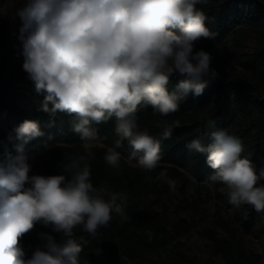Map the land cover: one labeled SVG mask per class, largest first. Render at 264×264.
<instances>
[{"label": "clouds", "instance_id": "obj_1", "mask_svg": "<svg viewBox=\"0 0 264 264\" xmlns=\"http://www.w3.org/2000/svg\"><path fill=\"white\" fill-rule=\"evenodd\" d=\"M208 0H25L16 10L18 39L22 42V69L33 91L42 96L39 110L71 117L73 131L83 141L84 153L66 159L62 173L31 174L30 157L18 146L16 154L0 158V264H81V227L95 237L113 220V213L128 220L127 194L92 182L90 161L98 141L94 125L115 121L120 138L107 147L104 161L118 168L116 148L127 141L129 159L146 171L162 160L161 142L169 139L179 121L161 125L160 137L141 129V106L168 116L189 96H201L219 79L213 55L196 45L216 33L207 27L209 17L197 7ZM182 77L172 90L171 78ZM208 127H214L209 120ZM18 139L27 143L42 136L39 124L25 120ZM205 144L191 140V151L206 154L214 170L209 179L227 188L228 203L250 205L264 212V165L242 156V141L226 129L210 133ZM148 179H152L149 177ZM174 191L177 182L166 172L156 177ZM65 238L57 243L48 233L46 242L27 257L20 241L36 225Z\"/></svg>", "mask_w": 264, "mask_h": 264}, {"label": "trees", "instance_id": "obj_2", "mask_svg": "<svg viewBox=\"0 0 264 264\" xmlns=\"http://www.w3.org/2000/svg\"><path fill=\"white\" fill-rule=\"evenodd\" d=\"M197 7L209 17L207 27L216 33L214 40L201 39L196 45L197 49L207 51L212 44L227 36L231 27L242 19L252 29L264 30V4L259 0H208ZM16 10L0 15V158L9 153L15 155L17 147L22 146L24 153L30 157L32 172L61 174V165L67 158L85 152L83 141L73 131L71 117L64 113L53 116L39 110L43 97L33 91L32 83L22 69V42L17 38L20 25ZM211 54L214 57L212 66L220 76L209 84L201 96H189L181 102L177 112L168 116L153 113L151 107L141 106L137 112L140 128H147L150 134L157 137L162 133L164 121L169 124L179 121L171 137L161 142L162 160L156 169L146 171L131 165L125 158L127 150H130L126 140L116 148L121 153L119 167L107 165L103 158L106 149L115 147L120 139L115 133V121L94 125L98 129V136L108 138L107 146H92L90 149L94 154V159L90 161L92 182L96 187L105 186L112 191L126 193L125 211L129 219L121 220L113 213V220L107 227L100 228L95 237L89 236L81 227L74 229L78 241L83 237L81 264H129L128 259L136 257L138 252L165 249L172 240L189 232V228L181 222H176L170 228L166 212L153 213L150 207L143 208L141 201L149 200L154 195L161 197L164 193H171L172 189L166 181L156 179L162 171L185 191L186 181L181 178V168L187 167L192 160L206 161V154L188 149L187 144L191 140L201 138L207 144L211 142L212 131L226 129L241 139L244 148L242 156L250 158L257 167L264 165V97L257 96L258 87L250 79H231L222 56L219 53ZM263 60L264 50L261 49L248 67L258 69ZM179 79L182 77L174 75L171 78L169 90L175 87ZM212 91H218L219 99L213 110L207 111ZM25 120L37 122L43 135L27 143L18 139L16 130ZM209 120L214 122V127H208ZM43 153L47 156L41 166ZM238 216L244 223L251 220L252 212L248 205L239 207ZM43 233L53 236L57 243H63L65 239L62 234L38 224L20 241L27 257L31 256L35 247H43L46 242L41 237ZM222 247L226 257L232 258L230 249ZM238 255L245 263L247 258L242 257L241 253Z\"/></svg>", "mask_w": 264, "mask_h": 264}, {"label": "rangeland", "instance_id": "obj_3", "mask_svg": "<svg viewBox=\"0 0 264 264\" xmlns=\"http://www.w3.org/2000/svg\"><path fill=\"white\" fill-rule=\"evenodd\" d=\"M259 1L264 4V0ZM24 3L25 0H0V15L18 9ZM261 49L264 50V30L252 29L242 19L231 27L227 36L206 50L222 56L231 79H250L258 87L257 96L264 97V60L258 69L248 67ZM218 99V91H212L206 110L212 111ZM107 138L98 136L93 146H107ZM130 151L127 150L125 158L134 167H139L135 159H129ZM46 156V153L42 154L41 166ZM181 172L182 180L186 181L184 192L177 185L171 193L143 199L141 204L143 208L150 207L153 213L166 212L170 228L181 222L189 232L172 240L165 249L138 252L136 257L128 259V263L264 264V212L257 213L248 205L252 218L242 222L238 216L239 207L228 203L227 188L209 179L214 170L206 161L192 160L187 167L181 168ZM222 246L230 249L232 258L226 257ZM238 253L247 258L245 263Z\"/></svg>", "mask_w": 264, "mask_h": 264}]
</instances>
